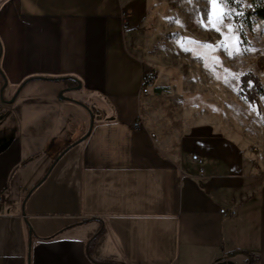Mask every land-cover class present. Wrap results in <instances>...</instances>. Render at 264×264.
<instances>
[{
    "label": "crops",
    "instance_id": "crops-1",
    "mask_svg": "<svg viewBox=\"0 0 264 264\" xmlns=\"http://www.w3.org/2000/svg\"><path fill=\"white\" fill-rule=\"evenodd\" d=\"M149 1L0 0V264H264L262 126L218 55L216 99L165 62Z\"/></svg>",
    "mask_w": 264,
    "mask_h": 264
},
{
    "label": "rangeland",
    "instance_id": "rangeland-1",
    "mask_svg": "<svg viewBox=\"0 0 264 264\" xmlns=\"http://www.w3.org/2000/svg\"><path fill=\"white\" fill-rule=\"evenodd\" d=\"M149 2L152 4L153 9L149 27L153 32H157L158 48L162 47L164 49L165 62L168 65L177 68L181 74H184L183 78L186 77L188 83L191 81L195 82L196 78L199 81V72L202 70L205 80L203 81L202 87L205 96L208 93L209 99H216L215 85L212 86L210 74H205V70L211 68L210 62L212 55H214V58L216 57L215 55H218L219 60L222 61V63H219L221 78L219 100L227 101L234 98L236 100L250 102L245 93H240V76L246 72H253L258 76L261 83L264 84V22L255 15H250L249 20L245 18L248 15L245 14V11L252 7L251 0H245V3L240 8H236L235 5H230L235 11H243V16L239 19H234L232 23L243 24L245 35L242 38L247 42L244 47L249 49L234 59L229 58L228 55L221 51L201 49L197 44L189 43L187 40L182 39L192 38L194 41L216 45L221 40V36L215 31H206L197 23V18L203 14L205 9L211 7L213 10V22H215L218 6H210L208 0H191V2L189 0H150ZM226 36L230 37L225 42L231 48L239 37V33L229 32L226 33ZM182 43L184 44V48L188 49L187 51L181 47ZM201 58L203 61H201ZM205 63L208 64L207 67H205ZM147 67L154 68V66ZM225 69L228 71L225 72ZM194 73H197L198 76ZM230 74H235V77ZM226 79L228 80L227 83L225 82ZM198 85L200 86V84ZM76 93V90L72 89L63 91L62 95L69 96ZM80 97L88 100L86 95H80ZM4 98L5 95L0 90L1 114H5L8 111V103L5 104L2 102ZM255 98L257 104L250 102L251 109L245 108L244 110L246 115H251L250 117L253 121H259L261 124V133L253 131V134L255 138H261L264 143V94L257 93ZM76 145L71 146L69 148L71 150H67L68 152H66L65 158L63 159L72 158L74 160L78 157L77 150L80 146L78 147ZM253 148L256 151H264V146L260 145L259 142L253 143ZM217 262L219 261L212 264Z\"/></svg>",
    "mask_w": 264,
    "mask_h": 264
},
{
    "label": "snow or ice",
    "instance_id": "snow-or-ice-1",
    "mask_svg": "<svg viewBox=\"0 0 264 264\" xmlns=\"http://www.w3.org/2000/svg\"><path fill=\"white\" fill-rule=\"evenodd\" d=\"M191 2V0H189ZM209 5H216V19L213 22V10L210 7L209 9H205L203 14L197 18V23L200 24L206 31H215L221 36V40L217 42L216 45H212L206 42L194 41L192 38H182L187 40L189 43H194L199 46L201 49H212L213 51H221L229 56V58H235L241 55L243 52L248 51L249 49L244 47L247 43L242 37L245 35L243 24H233L234 19H239L243 16V11H235L230 5H235L236 8H240L241 5L245 3V0H208ZM239 33V37L236 39L235 44L229 48L226 44V40L230 39V37L226 36V33ZM181 47L184 48V44H181ZM184 50H188L184 48ZM199 58V56H198ZM216 63H222L220 60H216ZM208 64L205 63V67ZM228 70L225 69V72ZM235 77V74H230ZM219 78V77H217ZM227 83L228 80L226 79ZM245 86L250 87L251 85L247 84V82H243L240 87L243 88Z\"/></svg>",
    "mask_w": 264,
    "mask_h": 264
},
{
    "label": "trees",
    "instance_id": "trees-1",
    "mask_svg": "<svg viewBox=\"0 0 264 264\" xmlns=\"http://www.w3.org/2000/svg\"><path fill=\"white\" fill-rule=\"evenodd\" d=\"M251 3H252V7L245 11V14L246 15L248 14L247 16H249V17L246 16L245 18H248V20H249L250 15H255V16H257L258 18H260L264 22V0H251ZM59 78L60 77H58L57 79H59ZM243 82H247V84H249L251 86L250 87L245 86L243 88L240 87V93L241 94L245 93L247 95V97H248V100L251 103L257 104L255 96H256L257 93L264 94V84L261 83V81L259 80L258 76L256 74H254L253 72L243 73L240 76V85ZM72 145L73 144H70L66 148H68V147H70ZM50 165L46 168L44 174H46V172H47L48 168L50 167ZM247 264H252V262H249Z\"/></svg>",
    "mask_w": 264,
    "mask_h": 264
},
{
    "label": "built area",
    "instance_id": "built-area-1",
    "mask_svg": "<svg viewBox=\"0 0 264 264\" xmlns=\"http://www.w3.org/2000/svg\"><path fill=\"white\" fill-rule=\"evenodd\" d=\"M124 12H123V21L126 22V19L124 18ZM155 74H156V70L153 67H145L142 75H141V82H140V92L141 93H147L150 91L151 85L154 82L155 79ZM133 126L135 127H142L143 123L140 120H135L133 122ZM151 137L153 138L154 141H156V135L155 133L151 132L150 133ZM192 158L197 162V164L199 165L200 171L202 172L204 170V166H203V159L201 157H199L197 154H193ZM4 195V189H0V202L3 198ZM220 212L222 213H228V211H226L225 208H220ZM230 213H234L233 210L230 211Z\"/></svg>",
    "mask_w": 264,
    "mask_h": 264
},
{
    "label": "water",
    "instance_id": "water-1",
    "mask_svg": "<svg viewBox=\"0 0 264 264\" xmlns=\"http://www.w3.org/2000/svg\"><path fill=\"white\" fill-rule=\"evenodd\" d=\"M77 86H79V84L77 85ZM2 89V86H1V88H0V90ZM59 96L61 97V98H63V97H65V96H63L62 95V91H60L59 92ZM78 101V100H77ZM78 102H81V101H78ZM86 108H87V110L89 111V113H90V127L92 126V124H93V119H94V114H93V111H92V109L88 106V105H86L85 103H83V102H81ZM63 152V151H62ZM61 152V153H62ZM60 153V154H61ZM60 155H58L57 157H55V159L54 160H57V158L59 157ZM53 160V161H54ZM53 161H52V163H53ZM52 163H51V165H52ZM50 165V166H51ZM50 168V167H49ZM48 168V169H49ZM48 171V170H47ZM41 180V179H40ZM225 261H221V262H219V263H216V264H223ZM231 262V261H230ZM232 264H235V263H233L232 262Z\"/></svg>",
    "mask_w": 264,
    "mask_h": 264
},
{
    "label": "flooded vegetation",
    "instance_id": "flooded-vegetation-1",
    "mask_svg": "<svg viewBox=\"0 0 264 264\" xmlns=\"http://www.w3.org/2000/svg\"><path fill=\"white\" fill-rule=\"evenodd\" d=\"M0 144H1V142H0Z\"/></svg>",
    "mask_w": 264,
    "mask_h": 264
}]
</instances>
